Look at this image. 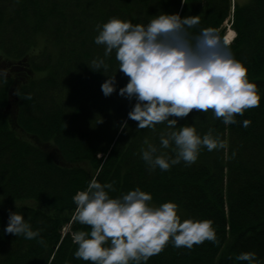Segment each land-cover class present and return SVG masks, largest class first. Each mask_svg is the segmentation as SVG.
Listing matches in <instances>:
<instances>
[{"label": "trees", "instance_id": "obj_1", "mask_svg": "<svg viewBox=\"0 0 264 264\" xmlns=\"http://www.w3.org/2000/svg\"><path fill=\"white\" fill-rule=\"evenodd\" d=\"M231 11L232 0H0V264H92L73 255L71 233L90 226L71 217L72 197L93 176L112 184L111 196L139 186L152 203L176 202L181 220H212L215 241L169 242L144 264H247L235 259L245 251L264 264V0L235 2L229 46L257 84L259 103L227 126L211 110L176 117L178 127L194 124L201 135L211 129L225 141L220 149L201 147L191 164L150 171L141 149L145 140L158 146L166 125L137 129L127 117L136 100L118 94L128 77L114 52L105 58V74L115 75L110 95L101 91L104 70L88 65L103 56L96 25L110 17L147 23L159 12L198 15L191 32L213 27L224 37ZM10 211L39 236L5 233Z\"/></svg>", "mask_w": 264, "mask_h": 264}, {"label": "clouds", "instance_id": "obj_2", "mask_svg": "<svg viewBox=\"0 0 264 264\" xmlns=\"http://www.w3.org/2000/svg\"><path fill=\"white\" fill-rule=\"evenodd\" d=\"M198 22V15L159 12L147 23L113 16L96 25L94 43L104 45L103 56L92 59L89 67L103 69L100 72L105 74V58L114 52L118 70L128 77L118 94L136 100L127 117L138 122L137 129L166 125L158 146L145 140L146 147L141 149V159L150 171L167 170L180 161L191 164L201 147L212 151L225 146L218 133L210 129L201 135L194 124L178 127L176 117L193 109L211 110L227 126L260 100L257 84L248 78L245 64L231 53L229 41L213 27L191 32ZM5 76L0 69V78ZM106 76L101 91L108 96L116 89L115 75ZM249 123L248 119L241 121L243 127ZM169 148L171 154L163 151ZM110 190L111 183H101L93 176L72 197L76 207L71 219L90 226L71 233L77 245L74 257L92 264H144L169 242L176 248H191L216 239L211 219L181 220L174 201L152 203L151 193L139 186L119 196H111ZM40 231L22 213L9 212L5 233L31 239ZM235 259L258 264L251 251L241 252Z\"/></svg>", "mask_w": 264, "mask_h": 264}, {"label": "rangeland", "instance_id": "obj_3", "mask_svg": "<svg viewBox=\"0 0 264 264\" xmlns=\"http://www.w3.org/2000/svg\"><path fill=\"white\" fill-rule=\"evenodd\" d=\"M236 2L238 3V4H245V3H247L248 2V0H236ZM229 25V24H228ZM225 26H226V24H225ZM231 29H233V28H231ZM226 32H228V27L226 26V28H225V33ZM38 42H37V47H38V49L39 48H41L42 49V47L46 44V42H45V39L44 38H42V37H40L39 36V38H38V40H37ZM231 42V41H230ZM230 42H229V44H230ZM49 51H51V53H55L56 52V50L54 49V47H52V46H50V50ZM38 74H41V73H38Z\"/></svg>", "mask_w": 264, "mask_h": 264}, {"label": "bare ground", "instance_id": "obj_4", "mask_svg": "<svg viewBox=\"0 0 264 264\" xmlns=\"http://www.w3.org/2000/svg\"><path fill=\"white\" fill-rule=\"evenodd\" d=\"M235 36V32L230 29L223 38L227 39L229 42L232 41L233 37ZM231 43V42H230Z\"/></svg>", "mask_w": 264, "mask_h": 264}]
</instances>
